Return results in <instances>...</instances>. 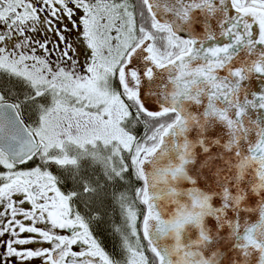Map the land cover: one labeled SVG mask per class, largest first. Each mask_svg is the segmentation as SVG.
I'll return each instance as SVG.
<instances>
[{
  "label": "water",
  "instance_id": "obj_1",
  "mask_svg": "<svg viewBox=\"0 0 264 264\" xmlns=\"http://www.w3.org/2000/svg\"><path fill=\"white\" fill-rule=\"evenodd\" d=\"M193 45L140 69L148 112L177 115L142 167L147 242L160 264H264V12L233 0H146ZM146 44L130 56L146 59ZM41 144L17 107H0V150L17 166Z\"/></svg>",
  "mask_w": 264,
  "mask_h": 264
},
{
  "label": "flooded vegetation",
  "instance_id": "obj_2",
  "mask_svg": "<svg viewBox=\"0 0 264 264\" xmlns=\"http://www.w3.org/2000/svg\"><path fill=\"white\" fill-rule=\"evenodd\" d=\"M143 2L0 0V106L13 104L10 73L46 89L85 88L84 93L95 75L101 77L115 66L114 78L128 82L132 89L144 65L164 66L187 54L189 41L152 21ZM234 4L238 10L264 12V0H234ZM145 15L150 21L146 20L148 31L141 37L137 23ZM148 34L163 37L158 48L149 46ZM144 42L149 43L144 64L139 69L130 67V54ZM153 69L146 74L151 75ZM124 161L109 156L87 160L76 171L68 168L64 175L71 183L81 169L82 175L101 178L107 172L110 184L109 177L130 168ZM6 170L0 161V264H156L155 254L136 243L135 219L140 214L134 212L139 203L145 204L140 190L131 191L128 198H111L112 210L127 227V237L119 234L120 248L113 250L97 230L102 219L94 212V200L105 204L106 194H76L59 183L56 171L47 181L42 175L20 178L17 168L10 169L12 175Z\"/></svg>",
  "mask_w": 264,
  "mask_h": 264
},
{
  "label": "rangeland",
  "instance_id": "obj_3",
  "mask_svg": "<svg viewBox=\"0 0 264 264\" xmlns=\"http://www.w3.org/2000/svg\"><path fill=\"white\" fill-rule=\"evenodd\" d=\"M145 16L147 18L139 19L137 23L140 32H143V34L148 31L145 22L149 18L147 15ZM127 46L125 45L123 48L128 49ZM155 47L158 48L157 42ZM113 69H115V66H112L105 73V77L101 78L95 75L91 88L84 93L81 90L84 91L85 88H71L70 90L60 91V89L54 90L53 88L51 90L48 87L37 91L39 85L29 82L37 91V93L33 92L31 96L37 101V106L40 108L38 113L41 117L39 123H31L30 126L33 128L32 131L36 139L42 142L43 151L39 157L48 169L57 168L53 164L54 161L59 164L56 160H60L62 165H66L71 160H83L84 150L88 146L93 147L98 142L105 145V147L114 145V150L120 147L121 150L126 151L136 146L133 135L124 130L121 124L127 114L126 106L115 90L117 85H121L120 81L117 80L118 84L113 87ZM25 84L29 85L27 81ZM119 90H121V87ZM127 96V93L124 92L123 97ZM145 151L142 150L140 154L138 152L135 154V157L138 156L136 162ZM0 161L9 166L1 153ZM23 172L29 177L34 178L36 176L34 179L41 175L44 176L41 167L38 166L30 169L26 168ZM45 174L48 175L49 172ZM102 175L106 180L107 172ZM20 178H22L21 173Z\"/></svg>",
  "mask_w": 264,
  "mask_h": 264
},
{
  "label": "trees",
  "instance_id": "obj_4",
  "mask_svg": "<svg viewBox=\"0 0 264 264\" xmlns=\"http://www.w3.org/2000/svg\"><path fill=\"white\" fill-rule=\"evenodd\" d=\"M11 86L13 100L17 99L22 103H26L23 112L25 118H27V120H34V117L38 118V108L34 107L31 104L27 105V103L30 102L31 99L27 85H24L23 81L18 77L11 76ZM120 87V85H117L116 89L119 90ZM139 87L140 83L138 85V89ZM134 88L136 89V86H134ZM120 91L123 92L122 87ZM125 102H127V107L130 114L123 123L124 128H126V130L134 135L137 147L139 146L140 148L142 147L143 150L151 151L158 146V141L160 139L162 131L174 121L175 114L168 113L162 115H152L148 112H145L138 98L136 96L133 97L132 95L125 97ZM137 147L135 148V150L137 149ZM133 154L134 149L126 152V154L124 153L123 156L127 157ZM95 158H102V156L98 155ZM125 163L128 166L130 165L128 160ZM38 165L41 166V168H45L43 160H40L38 162ZM114 165L119 166L120 163L118 165ZM82 170L83 169L79 170L78 173L75 174V180L71 182L72 184L69 183L68 180H66V175L62 173L59 176L61 185H64L66 189L68 187H71L70 189L75 191L76 194L80 195L85 194V191H91L92 193L96 194H106L104 196H106L107 203H99L98 198L94 200L95 215H98L102 219V223L97 226V230L113 250H118L121 245L118 236L122 233L124 237H127V233L124 231L127 227L123 228L124 224L120 222L121 219L118 218L119 214L117 216L116 212L112 210L111 202L113 201L111 200V198H128L131 195V191L145 190L143 179L141 178L140 167H138V169L135 171L130 168L125 174L123 173L124 170H119L117 172V175H115L116 178H114L113 176L112 178L109 177L112 180V183L110 184L108 181L101 178V175H97L98 177H93L91 176V174L82 175ZM67 182L70 186L67 185ZM145 212H147L145 204L139 203L137 207V213L140 214V216L137 220L134 232L136 236V243L138 244V246H141L145 251H151L147 242L144 241L143 233L141 232V223L143 222L142 219Z\"/></svg>",
  "mask_w": 264,
  "mask_h": 264
}]
</instances>
